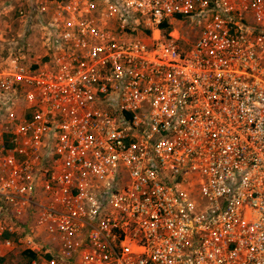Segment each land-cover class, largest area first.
<instances>
[{"label":"built area","instance_id":"2783aa9c","mask_svg":"<svg viewBox=\"0 0 264 264\" xmlns=\"http://www.w3.org/2000/svg\"><path fill=\"white\" fill-rule=\"evenodd\" d=\"M19 1L0 264H264V0Z\"/></svg>","mask_w":264,"mask_h":264},{"label":"rangeland","instance_id":"374dc122","mask_svg":"<svg viewBox=\"0 0 264 264\" xmlns=\"http://www.w3.org/2000/svg\"><path fill=\"white\" fill-rule=\"evenodd\" d=\"M23 5L19 0H0V45L1 43L3 46L7 45L13 38L15 40H20L21 36L27 35L30 36L31 33H27V29H23L21 24V19L17 16L18 9ZM188 25H192V21L186 19L184 20ZM179 28V27H178ZM184 30L180 31V35L184 34ZM185 35H188L185 32ZM3 39L4 41H2ZM194 39V38H193ZM33 43H37L39 41V36L34 39L32 36L30 38ZM0 50L1 46H0ZM16 262H19L21 258L16 256L13 258Z\"/></svg>","mask_w":264,"mask_h":264},{"label":"trees","instance_id":"16d2710c","mask_svg":"<svg viewBox=\"0 0 264 264\" xmlns=\"http://www.w3.org/2000/svg\"><path fill=\"white\" fill-rule=\"evenodd\" d=\"M32 257H34V255L33 254H29V259L32 258Z\"/></svg>","mask_w":264,"mask_h":264}]
</instances>
